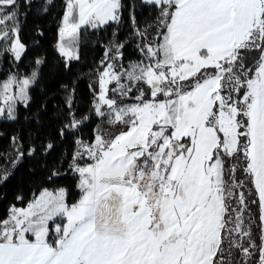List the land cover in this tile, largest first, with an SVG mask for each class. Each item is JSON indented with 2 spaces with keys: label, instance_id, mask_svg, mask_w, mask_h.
<instances>
[{
  "label": "snow or ice",
  "instance_id": "6c2138e0",
  "mask_svg": "<svg viewBox=\"0 0 264 264\" xmlns=\"http://www.w3.org/2000/svg\"><path fill=\"white\" fill-rule=\"evenodd\" d=\"M142 2L157 15L151 39L148 26L135 29L140 57L125 67L124 44L110 41L97 70L94 113L103 127L76 141L69 165L79 199L44 188L12 205L0 217V264H249L257 251L255 264H264V0ZM20 4L0 0V55L16 61L26 51ZM64 4L56 47L69 69L83 32L121 24L125 5ZM44 63L0 81V117L16 120L18 104L30 106ZM60 87L70 116L63 137L83 121L71 111L75 88ZM12 140L17 163L25 153ZM250 204L258 205L259 245Z\"/></svg>",
  "mask_w": 264,
  "mask_h": 264
},
{
  "label": "trees",
  "instance_id": "16d2710c",
  "mask_svg": "<svg viewBox=\"0 0 264 264\" xmlns=\"http://www.w3.org/2000/svg\"><path fill=\"white\" fill-rule=\"evenodd\" d=\"M42 1L33 0L31 4H23L21 7L20 40L26 46V53L21 62H16L11 53L5 54L0 59V81L5 79L8 72L16 71L20 63L34 62L37 59L45 60L39 83L32 92L30 106L20 108L16 122H0V162L6 164L9 155L11 156L15 151L14 146L17 145L13 143V137L18 139L20 150L25 153L15 165L14 171L8 172V179L0 182V217L6 216L12 205L26 206L44 188H67L68 201L70 203L76 201L79 196L76 187L78 181L69 165L77 148L76 141L78 139L91 141L99 123L92 111L95 94L90 83L91 77L98 73L99 68L96 64L102 60L110 41L124 44L122 49L124 64L140 57L132 29L133 25H137L146 16V13L141 11V0H126L127 11H130L124 14L125 29H131L128 34L116 30L113 35L110 29L103 30L100 35L103 41L90 53L83 49L80 61L72 63L69 69L64 68V59L56 51L59 22L65 11L64 0H59L54 9L45 15H41L39 11ZM132 17H135V23ZM153 22L155 23V19L151 20L150 24ZM256 55V53L249 54L248 63H252ZM61 84L75 88L71 111L76 118L81 120L87 112L91 117V121L81 130L76 133L66 131L63 137L59 134V130L65 123L67 124L70 116L66 106L68 93L60 87ZM48 143L53 145L51 150H46ZM31 148L35 149V153L28 156L27 152ZM54 171H58L60 175L51 176ZM3 172L5 171L0 170V174ZM245 195L247 196L248 193L246 192ZM18 197L22 199H17ZM248 199H253V196H248ZM249 207L254 220L253 239L259 245L258 205L250 204ZM235 255L238 257L239 253ZM258 256L257 251L249 264H255Z\"/></svg>",
  "mask_w": 264,
  "mask_h": 264
},
{
  "label": "rangeland",
  "instance_id": "374dc122",
  "mask_svg": "<svg viewBox=\"0 0 264 264\" xmlns=\"http://www.w3.org/2000/svg\"><path fill=\"white\" fill-rule=\"evenodd\" d=\"M40 2L42 1V0H39ZM58 1L59 0H51V3H49L48 2V0H43L42 1V4L40 5V7H39V11H40V14L41 15H45V14H47V13H49L50 11H52L53 9H54V7L58 4ZM33 2V0H30V4ZM122 2L124 3V5H125V7H124V9H123V16H122V22H121V24H119V25H116V24H110L109 26H107L105 29H110L111 30V32H113L112 34L113 35H115V31L116 30H119V31H121V32H124L125 34H128L130 31H131V29H128V28H126L125 29V19H124V14L125 13H129L130 11H127V2H126V0H122ZM24 3H23V0H21V4H20V10H21V7H22V5H23ZM44 8H47V11H45L44 10ZM141 8H142V12H144V13H146L145 15L146 16H144L143 17V19L139 22V23H137V25H133V29H132V31L135 33V29L136 28H140L141 30H144V28L146 27V26H148L147 27V31H148V39H151L152 37H153V35L155 34V23L153 22V24H150L151 23V20H153V19H155V17H156V15H157V9L155 8V6H151V5H147V4H144L143 2H142V0H141ZM62 26V19L60 20V22H59V28H58V32H59V29H60V27ZM21 27H22V17H21V13H20V18H19V28H20V31H21ZM105 29H102V30H100L99 32H93L92 30H88L87 32H83V40H82V43H81V47H80V52H79V54H80V59H81V56H82V53H83V49L84 50H86V51H88V53H90L91 51H93L96 47H97V45H99L100 44V42L101 41H103V39H102V37L100 36L101 35V32L103 31V30H105ZM58 32H57V39H58ZM19 35H20V32H19ZM132 35H133V33H132ZM131 35V36H132ZM128 38V37H127ZM133 38H135L136 40H135V42H137L138 44H140V43H142V41L140 40V38L136 35V33H135V35L133 36ZM134 40V39H133ZM57 43H58V41H57ZM4 44H5V42H3V41H0V48H2L3 46H4ZM137 44V45H138ZM56 49H57V47H56ZM57 51V54H59V52H58V50H56ZM7 53H11V52H6V53H3L2 55H0V59L2 58V57H4V55L5 54H7ZM25 53H26V51H25ZM24 53V54H25ZM24 54L22 55V57L24 56ZM110 55H111V53H109ZM11 55L14 57V54L13 53H11ZM141 55V54H140ZM14 59H15V57H14ZM22 59V58H21ZM102 59H104V56H103V58ZM137 60V59H136ZM136 60H134V61H130V62H135ZM16 61V60H15ZM80 61V60H79ZM79 61H74V62H72V63H76V62H79ZM101 61V60H100ZM100 61L99 62H97V64L96 65H98V68L100 69V70H103L102 69V66H101V64H100ZM16 62H21V60L20 61H16ZM130 62H128V63H130ZM128 63H126V64H124L125 65V67H127V65H128ZM17 68H18V66H17ZM37 68V66L35 65V61L34 62H29V63H20V66H19V68L16 70V71H11V72H8L7 73V75H6V77H5V79L6 78H8L10 75H12V74H16V75H18L20 78H24V77H26V76H29L30 74H31V72L34 70V69H36ZM41 68H42V65L41 66H39V70H40V73H41ZM3 81V80H2ZM90 83H91V86L93 87V92H94V90H95V98H96V95H98V91H99V89H98V73H95L92 77H91V79H90ZM38 85V84H37ZM37 85L35 86V87H33L32 89H31V96H32V92H33V90L37 87ZM111 87H115V85H110V88ZM111 94V93H110ZM95 98H94V100H93V102H92V105H93V114H95L94 113V102H95ZM32 103V102H31ZM30 103V104H31ZM0 106H3L2 105V102H0ZM21 107H23V105H19L18 104V106H17V119L16 120H6V119H4V118H2V117H0V122H6V123H14V122H16L17 120H18V116H19V110H20V108ZM73 107V106H72ZM80 107H82V109H84L83 108V106H82V104H80ZM87 111H89V110H87ZM89 112H87L86 113V116L84 115L83 116V118H81V120L83 121L82 122V124L80 125V127H79V129L78 130H71V131H69L70 133H76V132H78L79 130H81L83 127H85L86 125H87V123H89L90 121H91V117H89L90 115L88 114ZM84 117H87V119H84ZM94 118H97L98 120H99V123H98V125H97V127H103V125L101 124V121H100V118L98 117V116H94ZM77 119H79V118H77ZM93 119V118H92ZM80 120V119H79ZM69 122V121H68ZM67 122V123H68ZM66 124V123H65ZM96 127V128H97ZM78 140H82V139H78ZM16 147L17 146H14V152L12 153V155L10 156L9 155V158L7 159V163L6 164H4V163H1L0 162V170H3V171H7V172H13L14 171V167H15V165L17 164V163H19V161L21 160V158L19 159V161L17 162V163H12L14 160H16L17 159V154H16ZM21 151V150H20ZM32 156V155H31ZM74 174V173H73ZM75 175V174H74ZM76 176V175H75ZM57 188H60V187H57ZM57 188H52V189H49V190H53V189H57ZM77 190L79 191V189L77 188ZM79 199V196L77 197V199L76 200H78Z\"/></svg>",
  "mask_w": 264,
  "mask_h": 264
}]
</instances>
